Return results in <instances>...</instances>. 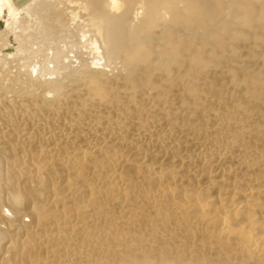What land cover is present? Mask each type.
<instances>
[{
  "label": "rangeland",
  "instance_id": "rangeland-1",
  "mask_svg": "<svg viewBox=\"0 0 264 264\" xmlns=\"http://www.w3.org/2000/svg\"><path fill=\"white\" fill-rule=\"evenodd\" d=\"M221 3L128 74L88 0L0 1V264H264V0Z\"/></svg>",
  "mask_w": 264,
  "mask_h": 264
},
{
  "label": "bare ground",
  "instance_id": "bare-ground-1",
  "mask_svg": "<svg viewBox=\"0 0 264 264\" xmlns=\"http://www.w3.org/2000/svg\"><path fill=\"white\" fill-rule=\"evenodd\" d=\"M220 3L218 0H88L87 8L89 10L88 15H90L89 21L96 26L102 36L99 38L103 39L107 46L102 44L108 49L106 54L108 52H120L123 56L120 54L118 56L123 57V66H126V71L130 74L143 63L147 64L148 67L150 66L147 69L148 72L145 70L147 73L157 64L162 66L164 64H162L163 57L167 52L175 50L178 54L181 51L183 41L180 37L182 36L183 39L186 35L191 37L203 33L210 37L216 35L215 32L217 31H213V26L221 20L225 7ZM1 11L2 8L0 7V13ZM247 16L250 21L247 23L251 25L252 22L253 25L255 13L250 10ZM262 20L260 24L264 26V14ZM186 40L188 41V39ZM155 42L160 43H157L156 49L158 51L153 49ZM165 51L167 52L165 53ZM175 52H173L174 55ZM120 56L119 58H121ZM150 57H153L154 60L153 63L150 62L151 64L149 63ZM94 77H88L92 84L96 83V77ZM94 94L103 96L101 90H95Z\"/></svg>",
  "mask_w": 264,
  "mask_h": 264
}]
</instances>
